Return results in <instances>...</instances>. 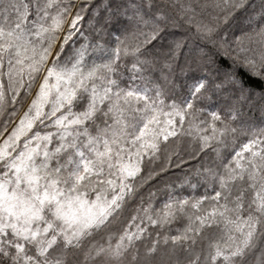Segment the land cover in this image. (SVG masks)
Returning <instances> with one entry per match:
<instances>
[{"label":"snow or ice","instance_id":"6c2138e0","mask_svg":"<svg viewBox=\"0 0 264 264\" xmlns=\"http://www.w3.org/2000/svg\"><path fill=\"white\" fill-rule=\"evenodd\" d=\"M0 264H264V0H0Z\"/></svg>","mask_w":264,"mask_h":264},{"label":"trees","instance_id":"16d2710c","mask_svg":"<svg viewBox=\"0 0 264 264\" xmlns=\"http://www.w3.org/2000/svg\"><path fill=\"white\" fill-rule=\"evenodd\" d=\"M177 226H179V225H177Z\"/></svg>","mask_w":264,"mask_h":264}]
</instances>
